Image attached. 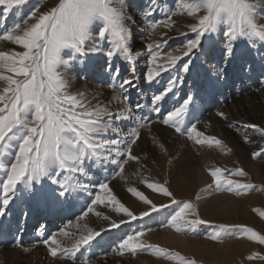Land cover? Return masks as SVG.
Instances as JSON below:
<instances>
[{"label": "rangeland", "instance_id": "rangeland-1", "mask_svg": "<svg viewBox=\"0 0 264 264\" xmlns=\"http://www.w3.org/2000/svg\"><path fill=\"white\" fill-rule=\"evenodd\" d=\"M56 3L58 0H27L24 5L11 9L0 6V32L22 22L34 9L47 10ZM252 3L257 6L258 23L264 25V2L252 0ZM150 7L149 0H124L128 45L133 53L131 63L122 53L109 58L106 55L108 43L92 39L86 43L84 52L75 54L74 58L71 50H63L62 58L69 60V65L59 68L70 78V92H83L93 105L106 106L113 114L125 108L131 109L130 114L124 111L123 118L113 123V126L122 129L120 134L110 133L108 136L121 141L116 146L120 151L126 146L124 133L136 127L137 122L147 123L148 126L140 130V137L133 145V154L140 158L139 162L129 161L125 165L126 179H113L117 170L115 164L86 162L87 175L70 177L73 183L71 195L59 198V186L52 184L51 179H63V175L42 178L34 184L30 193L21 191L22 185L18 186L12 202L0 215V264H82L84 260L88 264H176L174 260L147 251L121 255L119 243L126 235L136 231L146 233L142 237L146 243L178 252L195 260L196 264H264V260L259 258L248 259L256 253L264 256V245L248 240L236 228L230 231L237 236H225L218 241L207 238L220 224L251 227L264 235V216L260 215L264 212V154L253 156L254 152L264 149V136L245 127L255 124L264 128V43L257 41L253 44L238 39L234 42L233 54L228 56L224 35L219 31L206 34L201 46L194 49L190 56L183 57L174 68L162 72L149 83L146 80L149 68L147 43L160 41L166 32L167 44L160 51L174 52L188 39L195 38V34L186 27L195 20L187 15H176L172 17L176 23L171 29L158 27L149 39L146 34L148 21L164 20L169 9H174L175 0H157L153 15L148 17L146 12ZM180 32L187 35H179ZM92 35L95 37V32ZM9 49L22 50L9 42H0V50ZM189 61L190 70L185 73L182 66ZM116 69H119L118 76ZM125 79L132 80L135 87L121 88ZM170 80L176 81L174 95L168 94L160 104L161 111L157 113L153 111L151 99L167 88ZM187 96L193 97V102L189 105L184 124L188 127L196 125L205 136L221 140V146L214 143L211 146L197 145L187 138V134L177 133L161 123L167 113L182 104ZM137 104L142 108H137ZM245 136L249 142L245 141ZM109 159H119L115 150ZM216 167L228 170L224 173L225 177L252 184L254 188L240 196L223 191H202L212 183L210 170ZM235 169L243 170L245 175H230ZM144 178L149 182H167L165 186L176 199L191 201L199 218L209 223L197 225L194 231L186 233L164 227L176 205L171 204L169 198L147 188L141 182ZM77 181L87 187L77 186ZM99 183H109L117 198L137 214L144 210L145 205L127 191L129 187L138 188L157 205L169 206L152 213V218L131 221L117 229H108V222L90 213L87 220L81 223L86 222L96 230H107L81 253H76L74 260L63 256L52 257L43 240L53 234L60 238L62 228L76 223L99 192ZM197 195L201 199H197ZM2 199L0 192V201ZM96 210L115 220L126 219L110 207L100 205L96 206ZM68 230L78 232L70 227ZM64 243L70 244L71 240L65 239ZM25 248L28 251H24Z\"/></svg>", "mask_w": 264, "mask_h": 264}, {"label": "snow or ice", "instance_id": "snow-or-ice-1", "mask_svg": "<svg viewBox=\"0 0 264 264\" xmlns=\"http://www.w3.org/2000/svg\"><path fill=\"white\" fill-rule=\"evenodd\" d=\"M26 2L27 0H0V6L11 9ZM156 2L157 0H149L151 7L146 12L148 17L153 15ZM176 15H187L195 20L186 25L195 34V38L188 39L174 52L160 51L167 44L166 32L162 34L160 41L147 43L149 68L146 80L149 83L161 76L162 72L174 68L183 57L190 56L194 49L201 46V40L206 34L221 32L227 41L225 51L228 56L233 54L234 42L238 39H245L253 44L257 41L264 43V25L258 23L257 6L252 0H175L174 9H169L164 20L148 21L147 37L151 39L158 27L171 29L176 23L172 17ZM126 19L124 0H58V3L47 10L34 9L22 22L0 32V42H9L22 49L0 50V192L3 194L0 215L4 214V209L12 202L18 186L22 185L20 190L30 193L34 184L39 183L42 178L63 175V179H51L52 184L59 186V198L71 195L73 183L70 177L87 175L86 162L115 164L117 170L113 179H126L125 165L129 161L139 162L140 158L133 154V145L140 137V130L148 126L147 123L137 122L136 127L124 133L126 146L120 151L116 146L121 141L109 139L108 136L110 133L120 134L122 129L113 126V123L123 118L124 111L130 114L131 109L125 108L122 112L113 114L106 106L93 105L83 92L69 91L70 78L59 70L60 66L67 68L69 65V60L62 58L63 50H71L74 58L75 54L84 52L86 43L92 39L108 43L106 55L109 58L122 53L131 63L133 53L128 45L129 29ZM179 35L187 33L180 32ZM190 63L191 61L183 64V72H189ZM115 74L119 75V69H116ZM175 83V80H170L167 88L152 97L153 111H161L160 104L169 93H173ZM125 86L135 87V84L132 80L125 79L120 87ZM192 102L193 97L187 96L182 104L167 113L161 123L172 127L177 133L187 134V138L194 140L197 145L211 146L214 143L221 146V140L205 136L197 130L196 125L188 127L184 124ZM136 107L142 108L139 104ZM245 127L259 131L264 136V128L258 125L247 124ZM244 139L249 142L247 136ZM114 150L119 159H109ZM262 154L264 149L254 152L253 156ZM226 171L228 170L219 167L211 169L212 183L202 191H223L240 196L254 188L252 184L225 177ZM230 175L243 176L245 173L241 169H235ZM141 182L176 205V209L163 224L164 227L172 228L177 233H186L194 231L197 225L209 223L199 218L197 208L191 201L176 199L169 187L165 186L167 182H149L146 178ZM76 184L87 187L79 185L78 181ZM127 191L143 202L144 210L139 214L135 213L117 198L109 183H99V192L76 223L62 228L60 238L53 234L43 240L50 255L74 260L76 253H81L82 249L89 247L107 230H96L86 222L82 224L81 221H86L90 213L108 222V229H117L131 221L152 218V213H158L169 206L157 205L136 187H129ZM197 199H201V196L197 195ZM100 205L110 207L113 212L122 214L126 219L115 220L97 211L96 206ZM260 215L264 216V212ZM69 227L78 232L69 231ZM216 228L208 239L218 241L225 236H237V233L230 231L231 228H236L248 240L264 245V235L251 227L220 224ZM145 234L144 231H136L126 235L118 245L119 253L136 255L147 251L174 260L176 264H196L195 260L181 256L178 252L146 243L142 239ZM65 239L71 240V243H64ZM24 251L28 249L25 248ZM254 258L264 260V256L258 253L248 257L249 260ZM82 264H88V261L84 260Z\"/></svg>", "mask_w": 264, "mask_h": 264}]
</instances>
